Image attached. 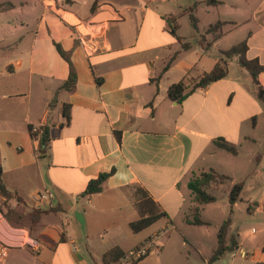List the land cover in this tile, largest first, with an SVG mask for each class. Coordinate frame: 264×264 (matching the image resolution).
<instances>
[{"label":"crops","instance_id":"0c3cea01","mask_svg":"<svg viewBox=\"0 0 264 264\" xmlns=\"http://www.w3.org/2000/svg\"><path fill=\"white\" fill-rule=\"evenodd\" d=\"M208 1L0 0L14 4L0 13V165L3 183L15 195L9 201L0 196V207L47 210L33 229L13 225L0 212V240L9 244L0 264H104V255L114 248L128 253L149 243L161 254L153 264H166L161 258L173 239L168 226L183 213L195 171L206 170L224 151L215 140L223 138L238 149L237 155L224 151L230 161L248 146L251 164L264 159L255 147L264 106L253 77L237 59L226 78L195 89L182 103L169 98L170 87L181 81L192 90L225 50L213 49L241 26L230 20L236 25L214 43L206 35L209 28L197 30L191 35L194 43L184 49L186 37L178 34L183 16L194 8L199 22L197 10ZM175 16L177 35L167 20ZM248 21L256 29L248 32L247 56L264 65V0ZM57 45L70 55L76 75L71 90L63 89L71 66ZM258 79L264 87V72ZM41 126L52 133L43 158L30 132ZM112 170L102 192L84 195L91 180ZM45 192L52 195L47 207L39 203ZM253 202L249 212L264 209V203ZM193 205L192 195L189 213ZM140 206L165 212L162 219L169 221L134 232L131 224L140 218ZM188 216L183 222L190 225ZM230 237L238 242L236 251L248 254L240 259L264 264V236L241 237L231 227ZM189 243L203 264H220L210 262L218 232L209 251L185 236L181 248Z\"/></svg>","mask_w":264,"mask_h":264},{"label":"rangeland","instance_id":"374dc122","mask_svg":"<svg viewBox=\"0 0 264 264\" xmlns=\"http://www.w3.org/2000/svg\"><path fill=\"white\" fill-rule=\"evenodd\" d=\"M188 1V2H187ZM193 0H182L183 3H190ZM225 1L226 4H209V6H201L198 8L199 22H196V30H192L191 17L183 16V28L178 32L179 35L185 36L186 43H194V39L191 35H198L196 33L199 30L201 33L208 29L211 25L215 24L217 21H238L240 22V27L234 32L230 33L226 37L221 45L217 49H213L212 52H219V49L228 50L239 42L247 38L248 32L252 29H256L254 22L248 21L254 16L256 10L262 0H219ZM185 10L183 13L187 12ZM182 13V12H181ZM197 15L194 12V15ZM230 28L226 26L225 31ZM212 39L211 35L206 34ZM200 39V38H199ZM202 43V40H201ZM193 76L189 80H192ZM264 122H259L257 126V152H264ZM251 146V145H250ZM249 146L242 150V154L238 159L229 160L228 153L220 151L218 156L212 159L209 163V167H217L221 174L227 175L229 177H234L236 181L241 183L245 181V189L242 193L241 199L237 202L234 207L233 217V233H240L241 237H244L247 233L256 234L257 240L264 236V209L257 207V212H249L248 209L250 205H253V201L258 203H264V159L260 158L255 160L252 164L249 160ZM206 171L209 172L210 168ZM201 171V172H202ZM195 175H199L195 171ZM193 176V177H194ZM233 180V181H235ZM234 182L228 180L224 183L214 186L213 189L209 190L217 197L215 203L205 205L202 219L210 221L211 225L208 227H197L187 225L183 222L186 215H190L188 208L191 204L192 195L188 191V201L185 204L183 213L177 216L172 223L169 224L168 229L173 231V239L167 248V254L161 258V262L166 264H173L175 262L179 264H203L201 256H199L194 250L193 246L189 243L186 244L185 248L182 247L184 242V236L191 239V241L199 243L206 251H209L210 244L213 238L217 235L218 226L228 218L230 214V203L229 196ZM194 198V197H193ZM263 200V201H262ZM168 219H162V225L168 222ZM176 225L177 230L173 228ZM256 229L253 231V229ZM250 231V232H249ZM253 238H249L251 241ZM148 245V244H147ZM182 251V255L180 252ZM161 254H151L140 264H153L158 262L157 258H160ZM228 264H247L245 260L231 258V254L226 257ZM235 260V261H234ZM225 260H221L219 263L224 264Z\"/></svg>","mask_w":264,"mask_h":264},{"label":"trees","instance_id":"16d2710c","mask_svg":"<svg viewBox=\"0 0 264 264\" xmlns=\"http://www.w3.org/2000/svg\"><path fill=\"white\" fill-rule=\"evenodd\" d=\"M208 4L219 5L221 2L218 0H209ZM96 5V4H95ZM14 8L12 3H0V13L7 12ZM95 7H93V11ZM194 10V8H193ZM190 10V17L193 22V25L197 27L196 22L197 18L194 15V11ZM177 17H169V21L173 34L177 35V26L175 25ZM229 25H236L234 22L222 21L219 20L215 24L211 25L207 30V34L212 36L211 42L214 43L222 39L226 35L224 28ZM184 49L191 47L190 43H183ZM57 49L62 57L70 64L71 66V76L69 80L64 84L63 89L71 90L76 84V75L72 70V63L69 53L65 52L60 45H57ZM249 50L248 40L245 39L238 44L234 45L228 50L221 51L220 58L215 67L206 72L202 77H200L192 90H188V87L184 81L173 84L169 89V98L177 103H182L195 89L207 88L213 83L220 81L226 78L229 74V64L234 59H237L240 66L246 69L251 76L253 77L254 83L258 88V98L263 103L264 106V87L259 82V75L264 72V65H262L258 59H249L247 56ZM175 54L167 66L162 71L160 77L169 69L171 63L176 58ZM100 83V80H99ZM68 107V106H67ZM65 117L70 119V110L65 109ZM34 127H30L31 135L34 139L39 140L38 155L40 158L46 157L48 149L52 142V133L51 129L48 126H41L38 132L33 131ZM121 140L120 135L118 136ZM215 145L233 155L238 154V149L228 143L225 139L219 138L215 140ZM115 170H112L110 173H102L96 179H93L89 182L86 191L84 192L85 196H93L102 192L105 182L114 174ZM231 180L227 175L221 174L215 170H210L209 172L203 171L199 175H195L189 183V189L194 197L195 205L191 207L190 215L187 217V222L190 225L194 226H208L209 223L202 219L203 205L212 204L217 201V197L210 193L209 190L213 189L214 186L220 185L225 181ZM244 189V182L236 183L233 185L230 196V214L228 218L219 226L218 228V245L215 251L213 252L210 262L214 263L216 261L222 260L226 254L232 253L238 249V242L236 239L230 237V231L233 224L232 214L234 205L241 199V195ZM0 196L5 197L7 201L14 198L12 194L3 183V171L0 165ZM7 205V204H6ZM145 209V210H144ZM45 208H35L31 212L25 213L20 209H15L7 207L5 212L2 207H0V212L3 213L4 217L13 225H23L29 226L30 229H33L42 219L43 215L46 213ZM148 211V212H147ZM140 218L131 224V228L134 232H141L157 221L166 217L167 214L162 212L159 209H154L153 207L144 208L140 206ZM124 253L120 248H114L107 252L103 257L104 264H117L121 259L125 257ZM149 256V255H148ZM148 256H145L140 261L135 264L140 263Z\"/></svg>","mask_w":264,"mask_h":264},{"label":"built area","instance_id":"2783aa9c","mask_svg":"<svg viewBox=\"0 0 264 264\" xmlns=\"http://www.w3.org/2000/svg\"><path fill=\"white\" fill-rule=\"evenodd\" d=\"M40 127H34L33 131L38 132ZM52 200V195L48 192L42 193L39 195V203L45 207L50 204ZM23 244H21L22 246ZM29 245L34 247L32 242H29ZM9 244L6 241L0 240V260L5 258L8 254ZM159 248H154L152 243L148 245L141 246L139 248L133 249L126 253L125 257L118 262V264H135L140 261L145 256L151 255L153 253H158ZM232 258L235 259L237 257H241L242 259H246L248 254L244 251H236L231 254Z\"/></svg>","mask_w":264,"mask_h":264}]
</instances>
